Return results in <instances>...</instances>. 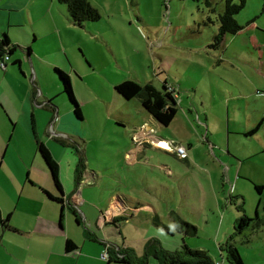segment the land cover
Here are the masks:
<instances>
[{
	"label": "rangeland",
	"instance_id": "1",
	"mask_svg": "<svg viewBox=\"0 0 264 264\" xmlns=\"http://www.w3.org/2000/svg\"><path fill=\"white\" fill-rule=\"evenodd\" d=\"M25 1L33 20V24L28 25L30 40L33 39V31L38 38L37 44L33 43L32 46L39 50L42 47L51 48L47 53L53 57L56 42L69 45L70 61H63L67 68L63 64L59 68L70 76L72 73V88L82 118L76 116L66 94L60 92L52 67L44 65L39 74L41 86L54 93V101L61 112L70 113V117H65L64 121L68 122L64 126L78 133L85 141L82 143L77 140L81 148L65 143L61 148L67 147L70 150V155L76 158V164L82 159V166L85 165L97 175H103L93 177L86 182L87 185L81 182L85 197L91 195L99 202V194L107 192L115 184L123 189H133L144 202L148 201V193L156 191L152 187L155 183L148 182L145 176L153 173L151 167L120 163L118 150L125 142L127 133L124 123L128 121L122 122L116 115L126 116L132 113L129 122L132 123L136 119L133 113H136L137 106L135 100H126L114 90L115 84L123 80L131 79L139 83L150 81L158 89L162 88L163 81L168 84L166 86L173 85L171 87L176 92L177 102L176 121L171 127L162 126L161 130L168 132L179 129L184 137L191 136V145L197 143L203 147L193 151L196 159L193 160L196 163L199 161L197 165L202 164L200 169H204V172L208 171L207 164L219 166L220 172L216 177L212 174V182L221 175L222 179L225 176V171L218 164V161L225 159L215 149H210L209 145L203 143L201 136L197 137L196 129L200 127L197 113L200 120H204L201 111L211 102L215 103L207 111V123L221 129L226 121L223 111V105H226L230 128L233 125L241 128L246 112L244 100L238 101L239 115L234 119L233 102L229 98L240 91L243 93L257 89L254 94L260 98L258 105L262 117L259 132L264 137V9H261L260 0H246L243 8L235 15V20L241 26L240 33L236 36L228 35L224 44L226 54L236 44L246 46L248 35L254 32L258 54L252 43H248V57L252 55L254 62L256 57L257 66L234 63L230 66L231 61L226 58L220 61L219 57L222 55L217 56V52L213 51L215 49L207 47L206 44L216 30L215 18L223 8V0H207V4L204 0H88L98 10L100 18L97 21H84L82 26L73 25L66 19V6L59 0ZM26 8L25 15L28 13ZM250 23L253 24L251 28L247 27ZM18 53L23 54L24 50L16 46L13 55ZM69 64L75 66L79 74L73 70L70 73ZM27 73L29 78V72ZM251 83H255L256 88L247 86ZM220 98H227V101H221ZM125 118L129 119V116ZM55 153L59 155L62 151L57 149ZM170 161L179 171L181 167L172 156ZM241 166L235 185L221 181L219 177L216 182L219 196L215 215L208 212L206 223L201 222L199 226L192 223L198 229L195 236H185L175 231L167 217L161 221L172 233L152 224L146 226L131 221L124 228V235L132 243L131 247L141 253L138 237L141 234H157L158 248L160 245L164 250H178L184 239L186 244L189 242L192 247L205 250L213 262L228 264L219 246L227 236L233 234L234 220L242 214L249 218H254L256 214V218L264 222V151L245 159ZM213 168L218 170L217 167ZM235 168L232 169L234 173ZM157 174L158 171H155L154 175ZM65 175H68L66 167ZM113 175L117 178L112 177ZM187 177L182 168L176 177L171 178L179 196L187 192V186L191 193L197 190L193 181ZM83 185L78 186V189L81 190ZM229 185L232 187L231 191ZM255 185L261 188L257 190ZM145 187L149 189L145 193L140 192V188L145 190ZM182 209L183 215L194 218L187 214L183 206ZM254 222L252 219L239 234L232 236L231 242L243 264H264V224L255 227Z\"/></svg>",
	"mask_w": 264,
	"mask_h": 264
},
{
	"label": "crops",
	"instance_id": "2",
	"mask_svg": "<svg viewBox=\"0 0 264 264\" xmlns=\"http://www.w3.org/2000/svg\"><path fill=\"white\" fill-rule=\"evenodd\" d=\"M59 2L63 3L60 0ZM26 7L25 0H0V38L5 33L15 48L19 46L24 50L23 54L10 55L6 67L0 68V264H125L109 262L107 257L103 256L105 250L108 253V249L128 251L132 263L137 264L146 244L152 239L158 242L159 240L157 234H141L137 240L141 247V253H139L135 247H131L132 243L124 235V228L131 221L146 226L154 225L153 217L158 215L160 219L167 217L173 224L170 217V212L173 211L197 226L201 222L206 223L208 212L215 215L214 211L218 207L219 191L216 182L219 177L221 181L235 185L243 161L253 154L264 151V137L259 132L262 120L258 105L260 98L254 94L257 89L243 93L240 91L229 98L233 102L234 119L239 115L238 101L244 100L246 112L241 128L234 125L230 128L226 105H223L226 121L221 129L209 126L207 123V111L215 103L211 102L204 111H201L200 114H203L204 120H200V115L197 113L200 125L196 129L197 137L201 136L203 143L209 145L210 149H215L225 159L222 160L223 162L218 161L222 171H225L224 180L221 175L215 182H212V174L216 177V174L220 172L219 166L207 164L208 171L204 172V169H200L202 164L197 165L199 161L197 160L198 163H196L193 160L195 159L193 151L199 147L203 148L202 146L197 143L194 146L191 145V136L184 137L179 129L168 130V132L161 130L163 125L141 106L138 99H129L137 103L136 113H133L136 119L129 123L132 113L126 116L116 115L118 120L128 121L124 123L127 133L125 142L119 146L118 150L120 163L151 167L153 173L145 176L148 182L155 183L152 187L156 191L148 193V201L144 202L133 189H123L115 184L109 188V192L100 193L99 202H96L93 196H84L83 184L87 185L86 182L93 177L98 178L103 175L95 174L85 165L79 167V172L76 171L78 168L75 163L76 158L70 155L67 147L62 149L61 145L75 144L80 147L77 142L85 141L78 136V133L64 126L68 122L64 121L65 117L68 118L70 113L61 112V108L54 101V93L41 86L39 71L41 67L48 64L53 69V75L61 92V84L54 69L61 67L62 64L67 68L65 63H69L68 59L70 61L69 45L61 41L56 42L53 57L47 53L51 50L49 47L35 49L32 45L38 42L37 33L32 27L34 35L30 40L31 31L28 25L33 24V20ZM25 8L27 15H25ZM65 17L70 23L77 25L70 19L67 8ZM252 25L250 23L247 27L251 28ZM239 33L240 29L234 34L223 36L220 48L213 50L217 52V56L225 54L224 44L228 35L236 36ZM247 41L252 43L258 54L254 32L248 35ZM248 43L246 46L236 44L231 50H227L225 56L219 55L221 59H218L220 61H223L222 58L228 59L232 62L230 66H233V63L257 66L256 57H254L255 62L252 60V55L248 57L250 54ZM43 48L44 51H42ZM17 60L18 63H15ZM68 68L70 73L73 70L79 74L75 66L70 65ZM27 72H29V78H27ZM69 77L72 82V73ZM163 85L168 84L163 81ZM247 86L251 89L256 88L255 83ZM220 100L227 101V98H220ZM221 101H219L220 105ZM127 116L129 119L125 118ZM175 119L176 116L167 126L171 127ZM203 127L204 130H202ZM134 136L141 143L134 140ZM156 139L174 140L177 143L187 144L186 158H180L173 152L155 146L153 142ZM36 140L46 145L58 163L63 189L61 195L56 191L49 170L37 152ZM57 149L62 153L59 155L55 153ZM84 150H86L85 146ZM171 156L180 165V169L183 168L188 180L195 184L197 189L195 193L189 192L187 186V192H183L180 196L177 194L171 178L176 177L180 169L178 171L175 164L171 163ZM213 167H217L218 170L216 171ZM234 167H236L235 173L232 170ZM155 171H158L157 175H154ZM112 177L117 178L115 175ZM81 182L83 187L79 190L78 186H82ZM42 188L55 196H60L62 202L49 198ZM144 189L140 188V192L145 193L149 187ZM182 206L187 210V214L194 218L183 215ZM7 215H9L8 221L2 225L1 220H4ZM67 239L76 245L73 252L66 251ZM187 245L195 248L189 242ZM145 264L159 263L155 256L149 255Z\"/></svg>",
	"mask_w": 264,
	"mask_h": 264
},
{
	"label": "trees",
	"instance_id": "3",
	"mask_svg": "<svg viewBox=\"0 0 264 264\" xmlns=\"http://www.w3.org/2000/svg\"><path fill=\"white\" fill-rule=\"evenodd\" d=\"M60 1L66 5L70 19L77 25H82L84 21H97L100 18L98 10L92 6L88 0ZM260 1L261 9L263 10L264 0ZM204 2L206 4L208 3L207 0H204ZM245 2L246 0H223V8L219 13H217L215 18L216 30L212 33L211 40L207 44V47L211 49H219L222 38L225 34H234L241 28L235 20V15L243 8ZM15 49V45L12 44L7 35L3 33L0 38V57L4 54H7L10 57V55L14 53ZM15 63H18V60L15 61ZM54 70L57 73L61 84V92L66 94L76 116L82 118L81 109L73 92L72 83L68 73L59 68H55ZM114 90L126 100L132 98L138 99L141 106L163 126L169 125L177 112L176 98L165 85H163L161 89H158L151 82L139 83L131 79H126L115 84ZM257 125L258 123L256 126ZM36 149L49 170L56 191L61 195L63 193V189L59 178V167L57 161L53 158L52 154L43 142L36 140ZM80 166H82V159L77 163V172H79ZM254 187L257 190L261 188L259 185H255ZM42 190L49 198L62 202V198L60 196H55L46 189L42 188ZM170 217L172 218L175 231L185 236H195L197 234V227L181 218L175 212L171 211ZM8 218L9 215H7L4 220H1L2 225L6 224ZM252 219L255 221V227H260L264 224L263 221L256 218V214L254 218H249L245 214H242L234 220L233 234H239L244 227L249 225ZM153 224L167 233H172L171 229L161 221L158 215H154ZM233 234L227 236L226 240L219 246V249L224 252V256L228 264H243L236 247L231 242ZM158 244L159 242L156 239L150 240V242L146 244L143 255L139 258L137 264H145L149 255L155 256L159 264H214L205 250L189 247L184 242V239H182L180 249L175 251L164 250L160 247V245L158 248ZM75 249L76 245L70 239H67L66 251L73 252ZM107 260L109 262L113 261L133 264L129 252L121 249H108Z\"/></svg>",
	"mask_w": 264,
	"mask_h": 264
},
{
	"label": "built area",
	"instance_id": "4",
	"mask_svg": "<svg viewBox=\"0 0 264 264\" xmlns=\"http://www.w3.org/2000/svg\"><path fill=\"white\" fill-rule=\"evenodd\" d=\"M9 60V56L7 54L2 55L0 57V68L4 69L6 67V62ZM167 89L172 92L173 96L176 98L175 94L176 92L174 89H172L171 86H167ZM152 131V130H150ZM134 140L141 143L140 140L136 136H134ZM153 143H155V146L162 148L163 150L173 152L180 158H185L187 156V148L186 146L176 143L173 140H164V139H156ZM231 190V185H229V191ZM104 257H108V253L105 250L103 253ZM214 264H221L219 261L214 262Z\"/></svg>",
	"mask_w": 264,
	"mask_h": 264
}]
</instances>
